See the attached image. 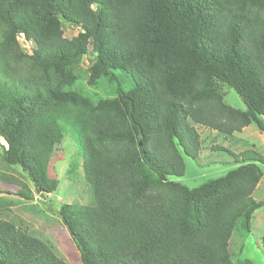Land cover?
Instances as JSON below:
<instances>
[{"label":"trees","instance_id":"16d2710c","mask_svg":"<svg viewBox=\"0 0 264 264\" xmlns=\"http://www.w3.org/2000/svg\"><path fill=\"white\" fill-rule=\"evenodd\" d=\"M62 21L78 33L64 37ZM252 123L264 133V0H0L2 157L46 198L62 126L74 134L94 205L56 214L80 264H234L232 234L264 206L252 197L264 156L236 154L192 188L168 177L199 158L197 127L232 137ZM0 264L68 263L0 218Z\"/></svg>","mask_w":264,"mask_h":264},{"label":"rangeland","instance_id":"374dc122","mask_svg":"<svg viewBox=\"0 0 264 264\" xmlns=\"http://www.w3.org/2000/svg\"><path fill=\"white\" fill-rule=\"evenodd\" d=\"M64 37H74L79 27L61 22ZM22 48L28 49V44L18 38ZM89 67L85 57L78 66L82 75L81 86H85L84 73ZM224 101L229 106L244 110L245 105L233 88L223 87ZM202 147L199 158L194 159L183 155L185 172L182 176H169L171 181L179 182L189 188L196 187L208 179L224 175L237 166L234 155L254 149L264 156V133L252 123L235 132L232 137H224L213 130L197 127ZM63 138L54 147L48 162V174L57 180L54 192L40 198L35 187L25 173L17 165L7 164L2 157L0 147V218L12 221L26 228L49 246L55 254L68 264H80L79 253L72 243L69 234L59 221L56 211L63 204L94 205L90 185L83 177L82 154L74 134L62 126ZM218 146V149H211ZM262 177L252 193V197L264 200V164L258 163ZM20 191L30 199L7 194L6 191ZM45 196V195H44ZM264 236V206L256 209L251 218V229L248 234L235 230L229 241V251L234 264H264V248L261 239ZM245 260H248L246 262Z\"/></svg>","mask_w":264,"mask_h":264},{"label":"water","instance_id":"95a60500","mask_svg":"<svg viewBox=\"0 0 264 264\" xmlns=\"http://www.w3.org/2000/svg\"><path fill=\"white\" fill-rule=\"evenodd\" d=\"M34 187H35V186H34ZM35 192L38 193V194H40L42 198L45 197L44 194L41 193L39 189L35 188Z\"/></svg>","mask_w":264,"mask_h":264}]
</instances>
